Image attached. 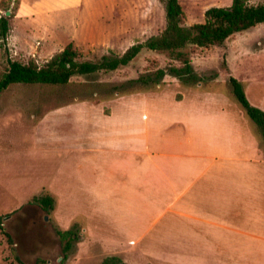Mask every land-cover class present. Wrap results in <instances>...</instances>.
<instances>
[{
    "label": "rangeland",
    "instance_id": "374dc122",
    "mask_svg": "<svg viewBox=\"0 0 264 264\" xmlns=\"http://www.w3.org/2000/svg\"><path fill=\"white\" fill-rule=\"evenodd\" d=\"M53 1L0 0V15L8 24L5 43L0 42V72L7 57L41 65L69 42L81 60L120 54L164 25L162 0ZM178 2L183 23L190 25L203 21L206 8L227 6L230 0ZM186 51L199 79L195 83L169 74L158 84L134 82L142 72L179 64L166 52L142 48L114 70L73 75L61 85L12 83L0 92V264H19L17 259L23 264H100L114 255L109 242L81 243L75 224L77 237L69 250L62 248L56 232L67 228V217L76 215L74 221L82 225L79 213L89 216L82 181L76 176L73 182L66 181V169L60 165L71 148L127 147L130 129L160 141L172 131L164 127L194 106L211 112L223 109L264 148L256 124L228 83V76L234 77L247 101L264 107V22L232 34L220 45L189 46ZM68 189L73 190V200ZM49 190L56 195L54 208L44 210L32 198ZM79 245L81 250L76 249ZM216 253V264H224L221 245ZM140 260L136 256L132 263Z\"/></svg>",
    "mask_w": 264,
    "mask_h": 264
},
{
    "label": "crops",
    "instance_id": "0c3cea01",
    "mask_svg": "<svg viewBox=\"0 0 264 264\" xmlns=\"http://www.w3.org/2000/svg\"><path fill=\"white\" fill-rule=\"evenodd\" d=\"M164 130L160 141L130 129L127 147L69 149L60 165L82 181L89 216L65 229L113 244L124 264H216L219 245L224 264H264V148L223 109L194 106Z\"/></svg>",
    "mask_w": 264,
    "mask_h": 264
},
{
    "label": "trees",
    "instance_id": "16d2710c",
    "mask_svg": "<svg viewBox=\"0 0 264 264\" xmlns=\"http://www.w3.org/2000/svg\"><path fill=\"white\" fill-rule=\"evenodd\" d=\"M162 1L163 28L142 42L129 45L120 54H103L96 60H81L69 42L41 65L33 60L20 62L7 57L6 66L0 72V92L12 83L61 85L67 83L73 75L87 76L98 71L114 70L128 64L142 48L166 52L179 64L142 72L133 79L134 82L141 85L158 84L164 74H169L181 82L195 83L199 79L192 69L187 47L220 45L232 34L264 22V1L249 4L244 0H230L227 6H210L203 11L202 22L190 25L183 23V12L178 0ZM7 31L6 16L0 15L1 44L5 43ZM228 83L246 115L256 124L260 138L264 140V112L247 101L237 79L229 75ZM32 200L44 210L52 209L54 203L53 197L48 193L33 196ZM56 233L62 241L63 250H69L77 235L71 229L57 230ZM17 261L23 264L18 259ZM100 264L124 263L117 256L110 255L104 257Z\"/></svg>",
    "mask_w": 264,
    "mask_h": 264
},
{
    "label": "water",
    "instance_id": "95a60500",
    "mask_svg": "<svg viewBox=\"0 0 264 264\" xmlns=\"http://www.w3.org/2000/svg\"><path fill=\"white\" fill-rule=\"evenodd\" d=\"M6 14H8V11H5Z\"/></svg>",
    "mask_w": 264,
    "mask_h": 264
}]
</instances>
